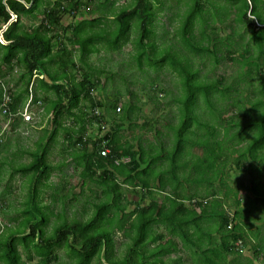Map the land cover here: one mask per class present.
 <instances>
[{
  "label": "trees",
  "instance_id": "obj_1",
  "mask_svg": "<svg viewBox=\"0 0 264 264\" xmlns=\"http://www.w3.org/2000/svg\"><path fill=\"white\" fill-rule=\"evenodd\" d=\"M165 1L128 0L117 6V0H0L5 41H0V103L4 88L9 92L0 135L24 122L17 111L20 101L38 104L52 125L43 129L33 149L24 150L28 162L8 165L9 178L19 174L26 184L19 218L12 217L17 223L0 233V264H25L34 257L38 264H183L186 259L191 261L185 264H233L235 257L227 256L235 253L234 242L249 241L250 232L257 256L264 237L249 217L253 212L264 215V0H176L185 5L174 13L179 23L176 44L155 38L157 11ZM81 11L91 18L75 20ZM65 15L72 20L65 22ZM12 16L16 19L8 23ZM23 17L37 21L25 24ZM130 41L136 69L166 66L178 77V91L171 94L176 122L154 119L140 125L154 130L157 143L144 145L141 133L133 142L122 139L114 124L104 133H86V124L93 122L100 130L106 120L135 113L133 104L118 105V90L108 100L98 98L100 73L108 79L115 74L104 69L106 62H92L100 50L121 52ZM206 60L213 68L228 60L235 69L207 77L200 70ZM15 68L20 73L10 91L5 78ZM150 89L158 94L163 90L153 80ZM154 96L149 98L158 101ZM225 109L230 114L217 116ZM163 127L171 131L167 145L161 139ZM59 134L61 151L68 152L78 171L80 193L87 187L94 194V200L81 205L85 218L68 219L67 202L73 206L76 200L65 193V184L53 186L48 203L41 195L51 185L52 172L65 163L54 164L49 157ZM104 144L110 151L101 155ZM3 166L4 161L0 182ZM231 170L252 173L260 192L256 203L239 197L238 187L229 182ZM136 188L141 199L156 191L162 200L151 197L126 211V193ZM230 195L231 210L224 202ZM51 216L55 222L48 232ZM115 233L128 238L119 252ZM167 238L168 244L163 243ZM181 245L185 260L171 258ZM60 249L66 256L63 263Z\"/></svg>",
  "mask_w": 264,
  "mask_h": 264
},
{
  "label": "rangeland",
  "instance_id": "obj_2",
  "mask_svg": "<svg viewBox=\"0 0 264 264\" xmlns=\"http://www.w3.org/2000/svg\"><path fill=\"white\" fill-rule=\"evenodd\" d=\"M128 2V0H117V6L124 5ZM185 5L180 2L177 3L176 0H167L164 2L163 9L157 11V19L155 21V31H156V40L160 42L159 39L164 37L167 39V42H172L176 44L178 42L177 38L174 36L175 30L178 27L179 23L174 15L176 11L181 12L184 9ZM92 15H89L86 11H81L80 14L75 16V20L79 19H89ZM25 24L36 23L37 20H33V22H28L24 17L22 18ZM63 20L65 22H70L72 20V16L65 15ZM0 24L2 22L0 21ZM228 31V30H227ZM165 32V33H164ZM224 34V32H222ZM133 40L134 35L130 36ZM178 45V44H177ZM160 48H164L161 45L156 50L158 51ZM161 49L158 52V56L161 54ZM134 54V50L132 47V41L126 44L121 52L115 53H105L103 50H100L98 54L92 55V62L98 66L100 62H106L107 65H104V69H110L114 72L113 79H108L105 76V73H100L102 85L96 94L98 98L102 99H110L113 97V94L118 90L121 93V101L119 102V106L122 103L133 104L132 107L135 108V113H132V116L128 119H120L114 117L113 120L109 119L104 122V128L98 130L96 125L92 122L90 124H86V133L97 135L100 132L104 133L106 129H110L111 124L115 126L118 125L117 131L118 134L122 135V139H127L133 142L135 136L141 133L143 134V144L146 145L148 142L157 143V139L153 136L154 130H149L141 127V123L143 121H152L154 119H159L160 122L166 123L171 122L175 123L176 118V103L172 101L171 94H174L178 87V77L176 74L170 72V70L165 66L162 69L157 71L146 68V66H142L141 69H136V64L130 61L131 55ZM107 56L111 58L106 60ZM101 58V60H99ZM131 62V64H130ZM201 75H206L207 77H214L223 72L231 74L235 65L228 60H222L220 64L213 68L210 65L209 61H204L201 64ZM160 67V66H159ZM157 67V68H159ZM20 73V69H16L12 72V76L10 78L6 77V81L9 83V89L14 90V80L18 78ZM155 81L158 84V88H162L158 94L157 91H152L150 89V81ZM157 93L158 101H153L149 98V96H153ZM176 94V93H175ZM136 95V97H134ZM51 97H54L51 94ZM109 97V98H107ZM221 103H218L220 105ZM30 111L33 119L31 121H24L16 126L13 130L11 128H5L0 135V162L4 161L5 166H3V176L0 182V233L1 231H5L6 228H12L17 223V219L14 221L12 217L19 218L18 209L22 207V201L25 195V178L19 174H13L12 178H9V166H16L19 163H26L31 158L27 152L24 150L33 149L35 147V141L39 136L43 134V129L51 130L52 125L50 124L49 118H45L41 115L42 111L38 104L29 103L28 100L24 103V101H20L17 106V111L21 112L24 110ZM140 110V114L137 115V111ZM119 111V110H117ZM230 109H225L222 115L217 114V116L223 117L225 115L230 114ZM101 112H104L101 109ZM154 120V121H153ZM65 123L69 124L70 120L65 121ZM161 124L156 123V127H160ZM163 130V134L161 135V139L167 144H169V138L171 137V131L166 129L165 127L161 128ZM168 133V134H166ZM170 133V135H169ZM56 144H53L50 151V160L54 164L60 163L62 160L65 161L62 170H54L50 176L48 187H45L41 191L42 198L46 203L50 201L49 194L53 191V186L60 182L62 185L65 184L66 190L65 193L71 197L75 195L76 203L70 206L67 202V217L71 219L72 217L85 218L87 214L81 215V205L85 202L86 199L90 198L94 200V194L91 192L90 188L83 187L82 193H80V179L78 175V171L74 167L72 162V157L68 155V152H62L61 147L64 145L62 135H58ZM6 160V161H5ZM264 173V172H263ZM229 182L232 187H238L239 197H243L249 199L250 201L255 202V196H259V191L256 189V183L252 180V173L245 171H237L231 170ZM264 184V178L262 181ZM55 187V186H54ZM247 187V188H246ZM92 189V188H91ZM93 190V189H92ZM136 191V192H135ZM135 191H129L126 193V197L129 200V204L127 206L126 211H130L136 204L144 205L150 201V198H154L158 201L162 200V194L153 191L151 193V197L149 195H145L144 199L138 197L140 195V191L138 188ZM147 194V193H146ZM223 197V196H222ZM224 200V198H222ZM233 196L230 195L228 198L224 200L225 207L233 208L232 206ZM59 206V205H58ZM58 207H56V210ZM76 212V215H71V213ZM251 224L254 226L260 225L261 233L260 237H264V215L261 212H253L250 215ZM55 222V217L51 216L49 225L47 227V231L50 232L52 225ZM159 231H163L162 227L158 228ZM251 231V230H250ZM254 228H252V232H254ZM249 241L248 239L245 242H242L240 246H236L234 242V246L236 247L235 253L228 254V260H232L233 264H249V260L252 261L253 264H264V242L262 243V248L257 253V256L253 255V250L256 242L254 241V234L252 235L250 232ZM253 236V238H252ZM115 242L118 248V252L123 250V243L128 241V238L123 237L120 233H115ZM215 241L218 242V235H215ZM165 244H168V238L164 240ZM257 245V244H256ZM181 251H177L173 253L170 257L176 258L180 257L182 260H185L186 250H183L184 247L181 245ZM60 254V262H64L66 260V256L64 254L63 249L59 250ZM185 262H190V259H186ZM38 258L34 257L31 261H25V264H38Z\"/></svg>",
  "mask_w": 264,
  "mask_h": 264
},
{
  "label": "built area",
  "instance_id": "obj_3",
  "mask_svg": "<svg viewBox=\"0 0 264 264\" xmlns=\"http://www.w3.org/2000/svg\"><path fill=\"white\" fill-rule=\"evenodd\" d=\"M15 19H16L15 16H12V17L10 18V20H9L8 23H10L11 21H13V20H15ZM4 28H6V26H4ZM0 41L3 42V43H5V41L3 40L1 34H0ZM6 88H7V87H6ZM6 88H4V91H3V100H2V102L0 103V115H1L2 113H5V112L7 111L6 104H7V102L9 101V92L6 90ZM117 110H119V108H117ZM20 113H21L22 119H23L24 121H31V120L33 119V117H32V115H31L30 111H28V110H26V109H25L24 111H21ZM109 151H110L109 147L106 146V145L104 144V145L102 146V148H101V150H100L99 153H100L101 155H106V154L109 153ZM127 160H128V158H124L122 161H123V162H126ZM116 163H118V161H116ZM227 227H228V228L230 227V223H229V225H227ZM235 244H236V246H240V245H241V240H237V241L235 242Z\"/></svg>",
  "mask_w": 264,
  "mask_h": 264
},
{
  "label": "crops",
  "instance_id": "obj_4",
  "mask_svg": "<svg viewBox=\"0 0 264 264\" xmlns=\"http://www.w3.org/2000/svg\"><path fill=\"white\" fill-rule=\"evenodd\" d=\"M1 22H2V24H3V21L2 20H0ZM2 24H0V26L2 25Z\"/></svg>",
  "mask_w": 264,
  "mask_h": 264
},
{
  "label": "water",
  "instance_id": "obj_5",
  "mask_svg": "<svg viewBox=\"0 0 264 264\" xmlns=\"http://www.w3.org/2000/svg\"><path fill=\"white\" fill-rule=\"evenodd\" d=\"M12 15H14L13 13H11Z\"/></svg>",
  "mask_w": 264,
  "mask_h": 264
},
{
  "label": "bare ground",
  "instance_id": "obj_6",
  "mask_svg": "<svg viewBox=\"0 0 264 264\" xmlns=\"http://www.w3.org/2000/svg\"><path fill=\"white\" fill-rule=\"evenodd\" d=\"M119 108V107H118Z\"/></svg>",
  "mask_w": 264,
  "mask_h": 264
}]
</instances>
